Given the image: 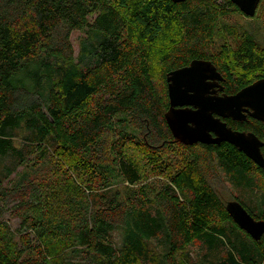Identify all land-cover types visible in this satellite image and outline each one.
<instances>
[{
  "label": "trees",
  "instance_id": "16d2710c",
  "mask_svg": "<svg viewBox=\"0 0 264 264\" xmlns=\"http://www.w3.org/2000/svg\"><path fill=\"white\" fill-rule=\"evenodd\" d=\"M224 1L0 0V205L20 220L0 206V264H264V236L227 209L264 220V169L227 142L183 144L165 118L167 74L193 60L228 95L264 77H248L264 68L252 34L215 50L240 13ZM225 121L264 142V123Z\"/></svg>",
  "mask_w": 264,
  "mask_h": 264
},
{
  "label": "water",
  "instance_id": "95a60500",
  "mask_svg": "<svg viewBox=\"0 0 264 264\" xmlns=\"http://www.w3.org/2000/svg\"><path fill=\"white\" fill-rule=\"evenodd\" d=\"M175 3L186 0H171ZM248 17H254L261 0H231ZM225 78L208 60L196 59L190 65L167 74L170 105L165 118L173 136L185 145L227 142L245 153L264 169V142L252 132L233 130L223 119L244 121L247 116L264 122V77L235 94L213 95V88ZM220 89H223L221 87ZM227 209L240 228L255 240L264 236V220H257L238 201Z\"/></svg>",
  "mask_w": 264,
  "mask_h": 264
},
{
  "label": "rangeland",
  "instance_id": "374dc122",
  "mask_svg": "<svg viewBox=\"0 0 264 264\" xmlns=\"http://www.w3.org/2000/svg\"><path fill=\"white\" fill-rule=\"evenodd\" d=\"M219 1L222 4H225L224 0ZM223 22L225 24H228L229 26H232L235 29L236 33L232 34L227 30L221 29L220 32H218L215 36V50L218 51L226 45L230 49V51H233L241 44L244 32L252 34L256 42L262 49H264V0L254 17H248L240 11V13L235 12ZM84 36L85 35L82 31L72 32L71 40L75 49V56H78V52L80 50V41ZM262 73H264V68L249 72L248 77L250 78ZM11 161L12 158L9 155H6L4 157L0 156V169L2 167L9 166ZM19 170L21 171L22 168L20 167ZM14 177L15 173H13L9 177V180L11 181ZM225 179L226 178L224 174H222V178H218L215 182V187L222 194V196H224L226 199L232 200V197L240 193L236 190H232V192H230L227 185H225ZM9 180L6 181L4 185H9ZM0 206L2 207L1 219L8 222L12 230L18 229L20 227V220L16 215L13 214L11 206L4 207L2 204ZM191 253H193L194 257H196V252H193L192 250Z\"/></svg>",
  "mask_w": 264,
  "mask_h": 264
},
{
  "label": "flooded vegetation",
  "instance_id": "af4514ba",
  "mask_svg": "<svg viewBox=\"0 0 264 264\" xmlns=\"http://www.w3.org/2000/svg\"><path fill=\"white\" fill-rule=\"evenodd\" d=\"M219 71V70H218ZM220 72V71H219ZM221 73V72H220ZM221 75H222V73H221ZM223 76V75H222ZM224 77V76H223ZM225 78V77H224ZM225 83H226V79H225V81H221V82H219V86H217V87H215V88H213V91H216V92H214L213 93V95H216V96H223V95H225V94H227L226 92H225ZM221 87H223V89H220ZM248 118H252V119H254V120H256V121H259V122H261V123H264V122H262V121H260V120H258V119H255V118H253V117H251L250 115H248L247 116V119ZM229 119H231V118H229ZM246 119V120H247ZM224 121L226 120V119H223ZM246 120H244V121H246ZM236 121V120H235ZM264 148V146L262 147V149Z\"/></svg>",
  "mask_w": 264,
  "mask_h": 264
}]
</instances>
